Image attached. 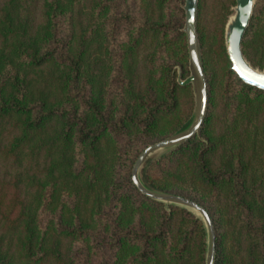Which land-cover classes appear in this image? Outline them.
Wrapping results in <instances>:
<instances>
[{
	"label": "trees",
	"instance_id": "16d2710c",
	"mask_svg": "<svg viewBox=\"0 0 264 264\" xmlns=\"http://www.w3.org/2000/svg\"><path fill=\"white\" fill-rule=\"evenodd\" d=\"M260 2L241 42L247 57L264 27ZM182 4L0 0V162L32 175L33 191L11 224L18 262L0 247V264H205L200 220L183 208L166 212L132 182L139 154L178 129L160 124L189 88L167 61L179 51L188 60ZM168 8L174 21L151 20ZM222 48L226 85L215 87L202 57V138L154 162L145 181L206 209L215 264H264V160L256 159L264 91L238 78Z\"/></svg>",
	"mask_w": 264,
	"mask_h": 264
},
{
	"label": "rangeland",
	"instance_id": "374dc122",
	"mask_svg": "<svg viewBox=\"0 0 264 264\" xmlns=\"http://www.w3.org/2000/svg\"><path fill=\"white\" fill-rule=\"evenodd\" d=\"M260 1L263 0H254L253 10L257 8ZM183 5L184 4L181 5L182 9H183ZM234 7H235V0H201V6L199 8L200 28L202 33V46L200 45L199 42L201 57H204L205 66L207 69L206 71L209 74V77H211L215 87L217 86L221 87L222 83L225 85L227 84L226 76L225 74H223L224 72L226 73L225 66L227 65V60L225 59L222 46L224 47L226 56L228 57L225 46V28L228 20L234 14ZM171 10H172L171 8H168V11H165L164 13L162 12L164 16L162 18L158 17L157 19H156L157 17L156 15H158V13H153L150 15L152 17L151 20L152 19L156 20L153 22L158 21L160 23L162 22L170 23L174 21L173 13ZM225 18L226 21L223 25L222 22L223 19ZM197 23H198V16H197ZM262 25H264L263 20H262ZM261 32H260L261 35L259 36L257 35L256 42H253L255 37L253 38V40H251L253 44L250 45L251 48L247 49L248 57L244 54L243 55L254 68L264 71V56L263 58H261V55L264 54L263 52L264 27ZM144 52L145 49L143 48L140 53L141 55L140 57L144 55ZM174 55L175 56L173 58H169L167 59V61L171 62L174 65L173 66L174 76L176 82L178 83V78H180L181 80H185L190 75L189 56H188V60H183L179 58L182 57L181 56L182 53L180 51L178 54L175 53ZM227 59L231 64L229 58ZM255 63H260L262 65ZM188 87L189 88L184 91L177 92L176 95L177 105H178L177 110L167 120H163L160 124V128H162V130H164L165 132L173 129L174 127H178V129L174 131L170 136L179 132L192 119L194 115L195 106H196L194 89L192 85H188ZM223 103L224 100L222 99V97L218 95L216 104L217 106H219L220 111ZM158 135H160V133H157L155 138L161 137ZM198 138L201 139L202 135ZM162 157L152 161L144 173H147L149 167L154 162L161 159ZM256 159L264 160V142L258 147ZM17 169L18 172H15V170L11 169L10 163L8 161L4 163L0 162V236L2 237L0 241V247L2 251L10 247V251L14 255L15 262H18L17 252L15 251L16 234L12 231L11 224L13 223L14 218L17 215V207H18L17 203L21 201L23 203L30 202L32 200V192H33L32 188H30L28 184L30 181L29 178H32V175H28L22 167ZM206 204L210 205L208 201L206 202ZM171 207L175 208L177 206H173V205L167 206L163 204V208L166 212H170ZM189 212L192 215H194L198 220H200V222L203 224V221L195 213H193L192 211ZM206 247H207V240H206Z\"/></svg>",
	"mask_w": 264,
	"mask_h": 264
},
{
	"label": "water",
	"instance_id": "95a60500",
	"mask_svg": "<svg viewBox=\"0 0 264 264\" xmlns=\"http://www.w3.org/2000/svg\"><path fill=\"white\" fill-rule=\"evenodd\" d=\"M199 0H184L185 13L183 33L186 37L190 75L185 80L178 78L181 86L192 85L196 106L192 119L177 133L146 147L137 157L132 168V182L145 196L165 205H173L195 213L204 224L206 232L205 264H215L216 234L213 221L204 207L181 195L155 189L145 181V170L149 164L174 151L192 137L201 136V127L208 107V84L203 69L197 32ZM254 0H235L234 14L225 28V46L232 71L246 85L264 91V71L254 68L244 57L241 47L243 36L249 26Z\"/></svg>",
	"mask_w": 264,
	"mask_h": 264
}]
</instances>
